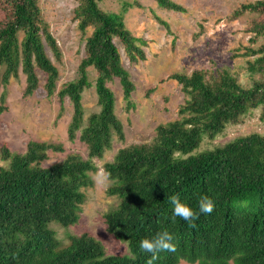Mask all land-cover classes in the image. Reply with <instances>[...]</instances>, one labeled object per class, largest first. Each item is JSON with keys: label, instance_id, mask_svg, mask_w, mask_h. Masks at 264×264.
I'll return each mask as SVG.
<instances>
[{"label": "trees", "instance_id": "16d2710c", "mask_svg": "<svg viewBox=\"0 0 264 264\" xmlns=\"http://www.w3.org/2000/svg\"><path fill=\"white\" fill-rule=\"evenodd\" d=\"M75 1L78 30L92 31L85 39L77 78L58 90L59 71L46 49L57 61L61 53L38 0H0V113L9 82L24 75V95L30 96L39 86V70L46 76V95H56L60 103V114L66 99L71 105L68 139L78 137L87 148V159L72 154L43 168L47 151L57 146L29 142L24 153L0 146V264H148L152 254L142 250L140 242L163 230L173 234L176 248L160 252L154 264H264V135L252 133L196 152L205 138L214 140L254 110L264 119V82L244 87L227 71L172 74L170 79L184 95L177 118L157 126L150 142L120 148L105 163L112 182L107 193L119 199L118 207L104 215L106 230L115 240L127 242L128 255H107L87 234L71 236L61 245L50 225L67 228L78 222L84 190L93 186L92 160L102 159L115 139L124 140L116 97L107 84L117 79L124 109L134 107L135 85L114 40L130 63L145 59L143 40L124 23L123 12L139 7L136 0L125 3L121 13L103 11L102 0ZM153 1L161 9L186 12L173 0ZM244 13L263 14L264 0L242 4L233 15ZM250 32L253 43L264 37V18L255 20ZM248 55L254 57L250 71L262 72L264 44ZM89 70L96 74L93 81ZM91 88L98 110L84 119L83 93ZM172 195L197 211L200 198L207 195L215 208L190 223L174 216L168 199Z\"/></svg>", "mask_w": 264, "mask_h": 264}, {"label": "rangeland", "instance_id": "374dc122", "mask_svg": "<svg viewBox=\"0 0 264 264\" xmlns=\"http://www.w3.org/2000/svg\"><path fill=\"white\" fill-rule=\"evenodd\" d=\"M136 1L139 7L132 5L125 12L124 4H133L134 0H102L99 3L105 12H123L126 28L144 42L145 59L130 63L120 42L114 40L122 65L135 85L134 107L128 111L124 109L117 79L107 84L116 97V114L122 123L124 140L115 139L102 159L92 160L96 167V171L90 173L93 186L84 190L86 199L78 222L67 228L58 223L50 225L62 246L69 243L71 236L87 234L103 245L107 255H128L127 242L115 240L106 230L104 215L118 207L119 199L107 193L112 182L104 165L112 160L118 149L150 142L157 126L177 118L184 95L181 86L170 79L172 74L190 75L195 70H203L217 75L227 71L244 87L255 81L264 82V69L251 72L249 62L254 57L248 55L250 49L264 44V37L253 43L250 32L254 21L262 20L264 13L233 15L242 4L257 0H173L186 9L185 13L161 9L153 0ZM38 5L61 53L57 61L46 49L59 71V90L63 84L77 78L85 39L92 30L88 29L85 34L78 30L74 18L75 0H38ZM88 73L93 81L96 74L92 70ZM37 76L39 86L30 96L24 95L22 74L6 86L5 110L0 113V146L15 153H24L29 142L57 146L56 150L47 151V159L40 164L43 168L61 163L72 154L87 159V148L78 137L68 139L67 127L72 112L68 100L63 103L64 110L60 114L56 95L48 97L43 88L45 74L37 70ZM2 92L0 86V96ZM82 104L84 119L98 110L93 88L83 93ZM260 115L259 109L248 113L238 124L227 126L214 140L205 138L196 152L211 150L252 133L264 135V119ZM3 165L0 160V166ZM102 176L107 177L105 183L99 182ZM179 264L190 263L181 261Z\"/></svg>", "mask_w": 264, "mask_h": 264}, {"label": "clouds", "instance_id": "9594fccd", "mask_svg": "<svg viewBox=\"0 0 264 264\" xmlns=\"http://www.w3.org/2000/svg\"><path fill=\"white\" fill-rule=\"evenodd\" d=\"M106 176H102L99 179L100 183H105ZM168 199L173 204L174 216H179L188 222H193L195 217H198L201 213H211L215 208V202L207 195H203L199 200V211L195 210L190 204L185 203L179 197V195L169 196ZM140 248L145 252L151 253V257L148 260V264H154V261L158 258L159 253L165 250L175 251L176 244L174 243V236L168 230H163L151 237H145L140 242Z\"/></svg>", "mask_w": 264, "mask_h": 264}]
</instances>
